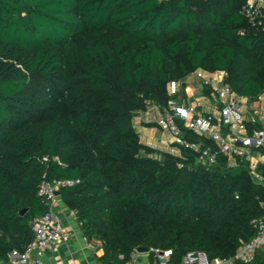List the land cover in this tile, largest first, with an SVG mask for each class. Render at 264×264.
I'll return each mask as SVG.
<instances>
[{"label": "trees", "instance_id": "trees-1", "mask_svg": "<svg viewBox=\"0 0 264 264\" xmlns=\"http://www.w3.org/2000/svg\"><path fill=\"white\" fill-rule=\"evenodd\" d=\"M245 1L0 0V264L33 240L46 178L78 180L60 194L104 264H127L141 244L172 249V264L189 250L227 258L258 233L264 183L248 161L219 153L209 165L136 128L146 99L181 101L199 68L225 70L237 95L264 93V29L241 13ZM236 264H264V247Z\"/></svg>", "mask_w": 264, "mask_h": 264}, {"label": "built area", "instance_id": "built-area-1", "mask_svg": "<svg viewBox=\"0 0 264 264\" xmlns=\"http://www.w3.org/2000/svg\"><path fill=\"white\" fill-rule=\"evenodd\" d=\"M241 13L251 26L264 29V0H246L241 7ZM226 77L225 70L196 69L190 75L195 91L192 98L186 90L187 96L181 101L173 98L165 104L146 99L145 107L137 115L136 122L156 123L170 135L171 142L198 151L199 160L206 164H215L219 153L229 158L246 160L255 181L264 183V176L259 171L262 162L255 150L264 146V93L254 100L237 95ZM181 123L190 130L212 138L218 146L216 151L211 147L201 149L199 143L185 139ZM258 123H262L263 127L255 128ZM48 160L47 155L41 158L45 163ZM77 182L78 180L59 178H46L41 182L38 193L49 203V208L31 221L33 240L24 250L13 249L9 253L10 264H50L42 255L67 239L62 216L55 209L57 191ZM254 223L258 227V233L250 240L242 242L234 256L211 260L205 251L189 250L183 256L184 264L251 262L256 251L264 247V217L255 219ZM150 252L154 254L155 264H172V249L155 248ZM139 255L135 249L127 264H137ZM145 264H151L150 259Z\"/></svg>", "mask_w": 264, "mask_h": 264}, {"label": "crops", "instance_id": "crops-1", "mask_svg": "<svg viewBox=\"0 0 264 264\" xmlns=\"http://www.w3.org/2000/svg\"><path fill=\"white\" fill-rule=\"evenodd\" d=\"M178 88L179 86L175 84L174 89L177 90ZM136 128L142 139L143 134L156 137L158 143H152L153 145L159 144L157 146L167 147L169 145L167 141H171L170 135L158 125L136 122ZM144 141L149 143L148 140ZM258 156L263 163L264 154L258 153ZM55 209L62 216L67 239L59 242L53 249L46 251L42 258L50 264H104L99 258L103 254V248L96 247L94 242L86 238L76 212L69 208L61 194L57 197ZM148 260L149 254L144 255V257L139 255L137 264H145Z\"/></svg>", "mask_w": 264, "mask_h": 264}, {"label": "rangeland", "instance_id": "rangeland-1", "mask_svg": "<svg viewBox=\"0 0 264 264\" xmlns=\"http://www.w3.org/2000/svg\"><path fill=\"white\" fill-rule=\"evenodd\" d=\"M174 87H175V84L172 82V83L169 85V90H170V91H174V90H175ZM186 90L189 91L190 96H191V98H192V97H193L192 95L195 94V91H194V89H193L191 83L187 85ZM151 125H156V124L153 123V124H151ZM167 134H168V133H167ZM143 140H148V142L151 143V144H152V143H158V141H156V137L153 138V137L147 136L146 134H143ZM167 143L170 144L171 141L168 140ZM157 145H159V144H157ZM166 145H167V144H166ZM94 243H95L96 247L100 248V244H99V242H96V241H95ZM144 255L146 256L147 254H145V253L140 254L141 257H144Z\"/></svg>", "mask_w": 264, "mask_h": 264}, {"label": "water", "instance_id": "water-1", "mask_svg": "<svg viewBox=\"0 0 264 264\" xmlns=\"http://www.w3.org/2000/svg\"><path fill=\"white\" fill-rule=\"evenodd\" d=\"M57 194H60V191H57ZM29 210V208H23L20 210V214L24 215L27 211ZM137 252L140 254H148L151 251V248L145 244H141L136 248ZM105 264H118V263H105Z\"/></svg>", "mask_w": 264, "mask_h": 264}]
</instances>
